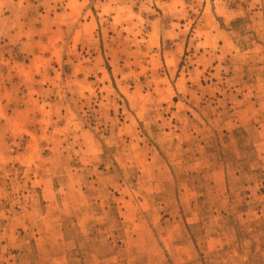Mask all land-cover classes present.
Wrapping results in <instances>:
<instances>
[{"label": "rangeland", "instance_id": "obj_1", "mask_svg": "<svg viewBox=\"0 0 264 264\" xmlns=\"http://www.w3.org/2000/svg\"><path fill=\"white\" fill-rule=\"evenodd\" d=\"M0 264H264V0H0Z\"/></svg>", "mask_w": 264, "mask_h": 264}]
</instances>
